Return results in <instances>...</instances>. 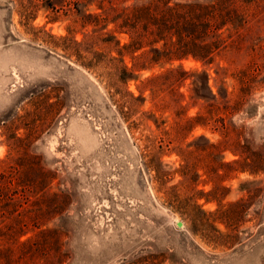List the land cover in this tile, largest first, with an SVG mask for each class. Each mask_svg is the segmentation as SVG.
<instances>
[{"label": "rangeland", "instance_id": "rangeland-1", "mask_svg": "<svg viewBox=\"0 0 264 264\" xmlns=\"http://www.w3.org/2000/svg\"><path fill=\"white\" fill-rule=\"evenodd\" d=\"M28 1L33 8L25 18ZM72 21L38 0H0V173L15 168L27 184L11 204H0V257L17 236L35 238L60 225L72 236L71 264L159 262L168 255L174 264H264V82L242 91L244 105L224 120L226 133L219 123H185L196 113L205 115L208 103L233 106L241 95L238 78L249 62L250 35L258 31L226 40L210 65L180 63L187 73L207 74L214 100L206 88L198 92L203 100L195 99L189 77L173 86L160 79L158 100L152 99L147 78L163 69L137 72L125 85L143 99L132 119L142 112L163 123L155 129L146 121L129 133L103 84L71 51L83 56L89 31ZM123 54L130 67V55ZM159 99L168 107L160 109ZM162 132L168 141L162 151L143 149L144 136L158 141ZM39 167L49 174L45 180L34 173ZM151 167L161 174L160 185ZM166 193L198 194L197 204L207 212L230 210L235 228H224L218 219L216 227L227 237L214 247L204 243L198 233L190 234L186 213L166 206ZM217 196L218 205L204 202Z\"/></svg>", "mask_w": 264, "mask_h": 264}, {"label": "trees", "instance_id": "trees-1", "mask_svg": "<svg viewBox=\"0 0 264 264\" xmlns=\"http://www.w3.org/2000/svg\"><path fill=\"white\" fill-rule=\"evenodd\" d=\"M38 1L55 14L62 12V16L68 15L73 19V23H79L80 29L84 31L89 29L87 48L83 51V56H80L75 48H71V51L83 60L82 67L94 74L103 84L110 104L115 107L116 114L122 122L127 124L126 129L129 133L138 130L146 121H151L155 129H159L163 122L159 121L157 124V118L153 114L144 116L142 112L139 113L140 117L132 119L138 114L137 109L140 106L138 102H143V99L140 101L126 91L125 85L128 80L135 79L137 72L141 70L149 71L158 66L163 72L147 78L152 99L158 100L160 91L157 81L160 79L170 82L173 86L183 83L189 77L190 89L195 99L203 100L198 92L201 88H206L214 100L216 97L207 86V74L202 70L187 73L180 63L192 60L201 66L210 65L214 57L225 47V41L232 37L240 39L241 31L252 28L258 31L250 35L249 62L238 78L241 95L236 96L231 108L228 104L219 108L208 103L205 115L196 113L186 118L185 123L192 127L214 126L219 123V129L223 134L226 133L224 120L232 117L244 105L246 95L242 91L250 89L256 81L264 82V39L260 37V34L264 33V0ZM27 4L28 7L23 9V12L28 14L24 15L25 18H29L33 8L32 1H28ZM55 18H58V15ZM55 20L57 19H52ZM120 36L125 37V43L120 44ZM230 42L233 44V41ZM234 43L237 46V43ZM124 52L130 55V67L123 62ZM159 101L162 102L160 109L168 107L162 99ZM178 109L182 107L176 104V110ZM140 130L145 131L144 128ZM176 134H179V131H176ZM165 135L166 132H162V136L157 138L158 141H155L156 138H152L151 134L144 136L147 144L143 149L156 148L162 151L163 147L168 145ZM197 138L202 136L199 135ZM150 170L154 172V182L160 185L161 174L156 168L151 167ZM34 173L44 180L49 175L41 167L34 170ZM16 174L17 170L12 167L0 173L2 205L11 204L21 190L27 188V184H22ZM219 177L216 173L215 178ZM165 195L164 203L169 209L180 210L178 212L188 215L190 234L198 233L208 245L217 246L226 236L221 235L216 227V224L220 223L218 219L223 221L224 228H235L230 210L219 208L214 212L204 211L201 205L197 204L202 198L198 194L183 198L175 194ZM213 198H204V202L214 200L218 205L221 199L218 196ZM21 236L13 239L12 245L4 251L0 257V264H34L35 261H41L42 264H71L73 253L68 249L67 243L72 236L67 235L66 229L62 226L41 230L35 238L28 237L19 241ZM166 260L170 262L169 264H174L171 255L164 259ZM164 261L156 262L152 258L122 259L118 264H162Z\"/></svg>", "mask_w": 264, "mask_h": 264}, {"label": "water", "instance_id": "water-1", "mask_svg": "<svg viewBox=\"0 0 264 264\" xmlns=\"http://www.w3.org/2000/svg\"><path fill=\"white\" fill-rule=\"evenodd\" d=\"M175 226H176V228L181 229L182 228V223L180 221H176L175 222Z\"/></svg>", "mask_w": 264, "mask_h": 264}]
</instances>
